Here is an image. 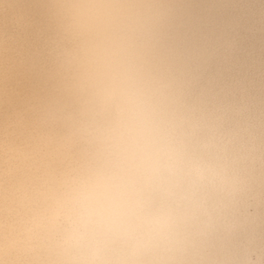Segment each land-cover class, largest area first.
<instances>
[{
  "label": "clouds",
  "instance_id": "obj_1",
  "mask_svg": "<svg viewBox=\"0 0 264 264\" xmlns=\"http://www.w3.org/2000/svg\"><path fill=\"white\" fill-rule=\"evenodd\" d=\"M40 7L30 120L0 27V264H264V73L238 60L264 0Z\"/></svg>",
  "mask_w": 264,
  "mask_h": 264
},
{
  "label": "bare ground",
  "instance_id": "obj_2",
  "mask_svg": "<svg viewBox=\"0 0 264 264\" xmlns=\"http://www.w3.org/2000/svg\"><path fill=\"white\" fill-rule=\"evenodd\" d=\"M43 0H13L11 11L0 17V27L18 42L16 89L14 100L24 120L35 117L51 96L52 82L47 72L42 49L51 30ZM223 15L213 14L209 24L224 22ZM246 43L238 60L251 58L256 65L252 79L259 83L264 73V26L254 34H246ZM247 83V81H245Z\"/></svg>",
  "mask_w": 264,
  "mask_h": 264
}]
</instances>
